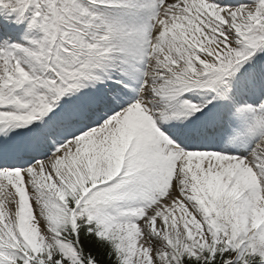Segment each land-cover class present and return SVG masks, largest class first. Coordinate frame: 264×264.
Returning a JSON list of instances; mask_svg holds the SVG:
<instances>
[{
	"label": "snow or ice",
	"instance_id": "6c2138e0",
	"mask_svg": "<svg viewBox=\"0 0 264 264\" xmlns=\"http://www.w3.org/2000/svg\"><path fill=\"white\" fill-rule=\"evenodd\" d=\"M0 8V264H264V0Z\"/></svg>",
	"mask_w": 264,
	"mask_h": 264
},
{
	"label": "trees",
	"instance_id": "16d2710c",
	"mask_svg": "<svg viewBox=\"0 0 264 264\" xmlns=\"http://www.w3.org/2000/svg\"><path fill=\"white\" fill-rule=\"evenodd\" d=\"M86 243L87 244H91L92 241L86 240ZM88 250L94 252V254L97 256V259L99 260L100 264H108V257H107V254H106L104 249H99V248L92 249V248H89Z\"/></svg>",
	"mask_w": 264,
	"mask_h": 264
},
{
	"label": "rangeland",
	"instance_id": "374dc122",
	"mask_svg": "<svg viewBox=\"0 0 264 264\" xmlns=\"http://www.w3.org/2000/svg\"><path fill=\"white\" fill-rule=\"evenodd\" d=\"M226 1H228V0H226ZM231 1H232V0H231ZM231 1H230V3H232ZM233 2H234V1H233ZM243 2H245V0H240V2L237 3V4H230V3H223V4L228 5V6H237V5H239V4L243 3ZM41 38H42L41 36H37V37H35L34 39H35V40H38V39H41ZM2 47H3V45H2ZM197 100H199V98H197ZM245 102L251 104V103H253V100H251V99H247V100H245L244 97H238V98H237V103H238V104H244ZM220 143H221V142H220ZM158 224H159V221H158Z\"/></svg>",
	"mask_w": 264,
	"mask_h": 264
}]
</instances>
